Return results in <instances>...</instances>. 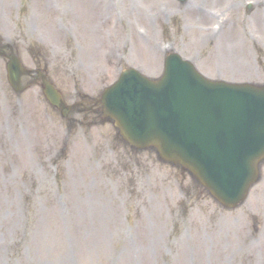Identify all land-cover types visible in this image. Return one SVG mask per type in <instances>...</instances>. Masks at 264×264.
Masks as SVG:
<instances>
[{
  "label": "rangeland",
  "instance_id": "1",
  "mask_svg": "<svg viewBox=\"0 0 264 264\" xmlns=\"http://www.w3.org/2000/svg\"><path fill=\"white\" fill-rule=\"evenodd\" d=\"M247 1L0 0V41L27 64L46 60L68 103L76 89L99 95L122 68L159 77L169 50L213 79L264 84V0H251L249 14ZM224 17L214 39L210 27ZM56 61L71 62L67 77ZM7 89L0 78V264H264V232L234 257L230 243L245 231L233 235L239 223L155 151H132L112 123L70 131L50 118L41 88L20 100ZM252 193L232 211L248 218L249 235L262 227L251 212L264 224V181Z\"/></svg>",
  "mask_w": 264,
  "mask_h": 264
},
{
  "label": "water",
  "instance_id": "2",
  "mask_svg": "<svg viewBox=\"0 0 264 264\" xmlns=\"http://www.w3.org/2000/svg\"><path fill=\"white\" fill-rule=\"evenodd\" d=\"M171 59L169 62V67L167 69L166 77L159 83L160 85H148L147 87H140L137 92H134L130 95L119 96L118 94L124 93V89H129L128 85L121 86V91L117 93L113 98L121 104L120 106H112L110 100H108V108L110 111L118 116L121 119H125L127 126L132 132L133 139H146V138H156L159 137L166 150H172L180 154L183 158L187 159L192 158L191 163L197 166L201 175L205 178L207 185L214 191V193L220 197L226 204L233 205L241 201L245 195V191L253 181L254 175L253 170L250 169L249 161L252 156L245 158L244 168L249 172L248 179L245 185L240 190L239 194H232L234 191L235 185L232 181L224 180L222 173L219 170L213 169V166L210 160L206 157L210 155L207 150H203L202 146H207L208 143H202L198 141V132L196 130V139L188 135L183 129H180L178 121L175 118V115H179L180 110L175 109V107H180L181 112L185 114L187 119V126L191 127L192 125L196 126V122H201L203 120L198 107H203L206 103L205 98L198 99L196 94L199 92L197 82L201 83L205 88L209 89L213 87L210 84L205 83L192 69L191 66L185 65L190 74L184 72H176L174 75H171ZM25 73V72H24ZM27 73V72H26ZM14 80L17 81L21 74L15 72L14 70ZM172 77V79H171ZM171 79V85L169 86L167 92H165L166 86ZM124 84V83H123ZM122 84V85H123ZM146 85V84H145ZM219 87H225L220 85ZM244 91L252 94L253 97H256V101H261L264 103V92H259L258 90H253L250 88L243 89ZM237 96L236 94H234ZM246 99H240L246 106H254V99H247L246 93H242ZM252 97V98H253ZM258 106L260 103L257 104ZM196 107V108H195ZM205 109H208V106H205ZM239 110V106H236L234 110L229 107L227 112L216 111V113H226L233 114ZM128 114V115H127ZM131 117H130V116ZM224 116V115H222ZM261 131L257 132L258 135L264 136V123L262 126H257L256 130ZM221 131L217 133V136L222 134L223 130L228 132L231 129H226L225 127L220 128ZM206 140L204 138H201ZM217 140V139H216ZM215 142V141H214ZM264 148V140L261 141ZM202 143V145H201ZM260 144V145H261ZM191 149L190 154L186 152L185 149ZM168 150V151H169ZM262 154V151L259 154H255V158L259 157ZM212 171V175L208 174V171ZM227 188V189H226Z\"/></svg>",
  "mask_w": 264,
  "mask_h": 264
}]
</instances>
